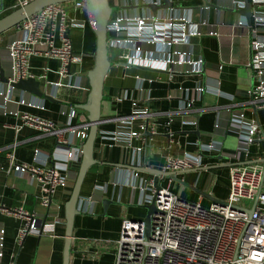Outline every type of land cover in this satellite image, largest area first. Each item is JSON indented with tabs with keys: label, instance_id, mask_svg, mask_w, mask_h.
<instances>
[{
	"label": "built area",
	"instance_id": "1",
	"mask_svg": "<svg viewBox=\"0 0 264 264\" xmlns=\"http://www.w3.org/2000/svg\"><path fill=\"white\" fill-rule=\"evenodd\" d=\"M29 1L26 0L20 6ZM207 1L221 7L220 11H240L246 7V1L251 5V24L241 14L242 18L232 25V29L247 26L251 35V56L246 64L250 72L246 100L234 103L235 95L217 89L213 94L214 99L210 101L216 121L214 129L208 132L211 136L209 142H197L198 151L169 155L162 171L201 169L204 166V154L220 155L229 164V195L223 201L203 206L201 202L185 200L180 194L173 192L170 184L174 178L171 176L168 186L162 185L160 180L161 188L158 190L154 175L147 176L143 171L116 167L122 173L111 177L109 181L96 184L92 194L80 197V213L95 214L97 203L103 202L110 185L119 188L118 201L122 199V190L132 187L139 192V205L155 202L157 210L152 214L149 236L144 219H123L119 238L115 242L114 264H264V129L257 115L247 117L244 113L251 106L254 111L264 112V0ZM109 2L115 7H126L160 5L164 0ZM63 4L49 5L42 12L28 17L16 26L19 30L26 31V38L0 46V74L3 70L8 79L7 82L0 81V114L6 115L8 103L17 101V98L20 104L42 107L41 98L13 85L21 79L34 77L30 69L33 57L60 61L59 74L67 77L69 84L75 81L80 85L81 76H74L69 65L81 62L83 55L74 52L69 32L72 27H85L86 21L70 18ZM77 6L82 7L80 0ZM200 9L205 12L203 20L198 22L193 7L160 10L156 17L146 8H141L142 13H146L143 15H139L137 9L133 8L116 11L108 23V42L115 51L113 67H123L125 74H120L122 78L131 67H154L165 71L169 82H173L179 71L193 75L191 87L173 88L168 94L169 99L179 100L180 109L191 110L196 102L205 100L207 92L197 77L206 66L192 52L191 39L204 34L221 36L214 26L204 31L203 27L209 23L208 10L211 8L204 6ZM58 24L61 37L59 45L56 44ZM225 67V63L217 65L220 77L225 73ZM133 79L134 85L123 88L115 97L117 103L130 105L129 114L117 117L115 128L100 131L99 136L109 142L111 147L120 148V164L146 167L151 145L157 134L156 128L150 125L152 113L147 105L152 98V86L160 77L136 74ZM221 98L230 100L235 108L220 106ZM76 111L63 106L60 112L67 116L64 122H56L28 111L16 113V118L21 120V124L16 125L17 130L28 126L56 138L52 153L53 166L19 163L16 158L18 142L14 141L6 147L9 163L7 171L21 177L29 174L30 182L40 186L41 204L49 210L53 208V196L57 189L70 186L69 163L78 160L89 133L87 120L80 125H73ZM207 112L208 110L201 111L200 114ZM222 119H225L224 122ZM174 120L172 113H169L165 124L168 130ZM182 123L198 124L195 117L183 120ZM168 132L172 135L171 130ZM228 133L236 134L239 139L236 150L224 147L223 139ZM253 154H257L255 158H251ZM243 201L254 203L249 207L242 204ZM254 204V211L250 213ZM0 210L7 216L23 220L16 236V241L21 246L30 234L55 232L59 219L57 214L52 222L46 221L51 216L50 213H31L23 206L9 207L1 200ZM4 248L5 228L0 223V264H16L15 254H11L9 260L4 262Z\"/></svg>",
	"mask_w": 264,
	"mask_h": 264
},
{
	"label": "crops",
	"instance_id": "2",
	"mask_svg": "<svg viewBox=\"0 0 264 264\" xmlns=\"http://www.w3.org/2000/svg\"><path fill=\"white\" fill-rule=\"evenodd\" d=\"M25 1L0 0V18L15 10ZM213 1L216 3V0ZM77 2L79 0H73L64 3L63 6L68 10L70 18L86 21L85 27H72L69 32L74 52L83 55L82 61L73 63L70 70L74 76H81L80 85L75 81L69 84L68 78L59 74L60 61L33 57L30 63L31 72L40 82L41 91L50 98L36 95L42 99V107L40 108L20 104L19 98H17V101L8 103L6 115L0 114V200L9 207L23 206L31 213H50L51 216L46 221L52 222L51 220L57 214L59 215L55 232L41 235L30 234L21 246L17 243L16 236L23 220L7 216L0 210V223L5 228L4 251L6 255L4 262L9 260L11 254H15L16 264H63V249L67 230L65 205L70 198L77 172L70 168V186L57 189L53 196V208L49 210L41 204L40 186L30 182L29 174L21 177L7 171L9 163L6 147L17 141L16 158L19 163L51 167L54 164L52 153L56 146V138L28 126L17 130L16 125L21 124V120L16 118L17 111H28L56 122H64L67 120V116L63 115L60 109L67 106L77 110L76 116L73 118V125H80L85 120L88 121L87 112L76 105L86 102L90 90L87 74L94 61L96 34L90 25L87 11L77 6ZM194 9L196 21H202L205 10L200 9V7ZM144 13L145 11L140 15ZM241 18L242 15L239 11L230 9L220 11V9L211 8L208 10V26H204L203 29L206 32L208 28L214 26L218 28L221 36L204 34L191 39L192 52L200 63L206 66L203 70L204 74L200 72L197 77L207 91L205 100L196 102L191 110L180 109L179 100L169 99L168 94L173 88L183 86L188 89L191 87L193 75L179 71L173 82H169L165 71L154 67H131L126 71L125 77L122 78L120 74H125L123 67L119 69L112 67L111 73L106 78L104 90L110 100L104 103L103 122L100 125V131L113 130L116 126L115 119L129 114L130 105L117 103L115 97L123 88L134 85L133 75L160 77L152 86V98L147 105L152 113L150 125L156 128L157 134L151 145L150 157L146 162V167L162 170L169 155L181 154L185 151H198L197 142H209L211 136L208 135V132L214 129L216 115L211 110L210 101L214 99L213 94L217 89L235 95L236 102L234 103L246 100L247 88L239 86L241 83L248 86V79L250 78L246 64L251 56L249 48L251 35L247 26H236L235 29H232V25H235ZM26 36V31L13 27L0 36V46L4 47L14 41L25 39ZM60 43V25L58 24L56 44L59 45ZM221 63L226 65V71L222 77L217 72V65ZM44 75L46 77H43ZM234 103L226 98L219 99V104L222 107L235 108ZM205 110L208 112L200 114L201 111ZM169 113H172L175 120L168 130L165 124ZM244 113L247 117L257 115L264 129V112L262 110L254 111L251 106L246 108ZM193 117L196 118L198 124L182 123L183 120H191ZM222 120L224 122L225 119ZM170 130L172 135L168 132ZM229 135L236 136L234 133H228L224 139ZM256 155L253 154L251 158H255ZM94 156L98 162L89 170L82 187L81 196L92 194L96 184L109 181L111 177L122 173L115 166L119 163L120 148L111 147L109 142L100 136L96 141ZM218 156L220 155L204 154V166L201 167L203 169L177 170L176 175H174L177 179L174 178L170 184L171 190L180 194L185 200L201 202L203 206H209L216 200L223 201L226 199L229 195V167L220 166L228 164V162L219 159ZM221 168L228 169L224 172L219 170ZM214 170H219V173H216L213 181ZM150 174L146 172L147 176ZM160 180L162 185H169V177L163 176ZM14 184L16 187H13ZM197 190L208 193V196ZM118 194L119 188H113L110 185L104 198L111 199L112 203L105 208L103 202H98L95 214L80 213L76 216L70 264H114L115 242L119 238L123 219H142L147 213L146 208L138 204L139 192L136 188L125 187L122 190L121 201L117 200Z\"/></svg>",
	"mask_w": 264,
	"mask_h": 264
},
{
	"label": "water",
	"instance_id": "3",
	"mask_svg": "<svg viewBox=\"0 0 264 264\" xmlns=\"http://www.w3.org/2000/svg\"><path fill=\"white\" fill-rule=\"evenodd\" d=\"M3 1V0H1ZM73 0H30L25 5L17 7L15 10L6 14L0 18V36L7 32L8 30L16 27L21 22L26 20L28 17L34 14L40 13L49 5L67 3ZM82 8H84L88 13V19L93 31L96 34V50L94 53V65L88 71L87 77L89 80L90 90L87 96V100L83 104H77L76 106L82 108L87 112L89 133L83 144L82 152L79 155L77 161L69 163V167L77 172L75 183L70 195L69 200L66 202V238L63 249V264H70L71 254H72V238L73 230L75 225V218L80 211L78 210V202L82 194V187L89 170L98 162L95 158V146L98 134L100 132V125L103 122L102 113L104 108V102L110 100V97L105 93V83L106 78L110 73L111 67L113 65L110 59V46L108 42V23L114 13L118 10H129L146 8L153 12L154 17L158 15L160 10L182 8V7H204L208 6L210 8L221 9L218 5L208 2L207 0H184V1H171L164 0L160 5L156 4H145V5H135L126 7H115L112 6L109 0H80ZM222 10V9H221ZM241 14L246 16L248 23L251 24V5L246 1V7L239 11ZM71 70V65H69ZM204 74V73H203ZM0 81L7 82L8 79L4 76V71L1 70ZM16 88L29 91L39 97L50 98L48 95L44 94L40 89V82L36 78L21 79L17 83L13 84ZM222 159L221 156H218ZM118 168L123 169H134L138 171H143L151 173L154 175L155 187L159 190L161 188L160 176L173 177L177 179L176 172H164L159 169H154L152 167H133L130 165L117 163L115 165ZM222 167H228L229 164H222ZM211 168V167H207ZM203 169V168H201ZM202 194L208 196V193L197 190ZM219 201V200H216ZM111 199H104L103 204L105 208L108 204L112 203ZM257 202V200H256ZM255 202V204H256ZM254 207L250 210L253 213ZM147 210L144 221L146 222L147 235L151 232V221L152 214L157 210L155 202L151 204L144 205Z\"/></svg>",
	"mask_w": 264,
	"mask_h": 264
},
{
	"label": "rangeland",
	"instance_id": "4",
	"mask_svg": "<svg viewBox=\"0 0 264 264\" xmlns=\"http://www.w3.org/2000/svg\"><path fill=\"white\" fill-rule=\"evenodd\" d=\"M68 3V2H67ZM96 50V49H95ZM114 58H115V53L114 52H112V54H111V56H110V59L111 60H114ZM243 86L245 87V88H247L248 89V86H246V85H244V84H240V86L239 87H241V88H243ZM223 140H225V144H224V147L226 148V149H229V150H236V148H237V145H238V142H239V139H238V137L237 136H228L226 139H223ZM228 168H221V169H219V170H222V171H226ZM219 170H214V172H213V174H214V176H213V181H214V178H215V175H216V173H219ZM253 201H243L242 202V204H244V205H247V206H249V207H251L252 205H253ZM146 216V215H145ZM145 216H143L142 217V219H144L145 218ZM138 220H140V219H138Z\"/></svg>",
	"mask_w": 264,
	"mask_h": 264
},
{
	"label": "flooded vegetation",
	"instance_id": "5",
	"mask_svg": "<svg viewBox=\"0 0 264 264\" xmlns=\"http://www.w3.org/2000/svg\"><path fill=\"white\" fill-rule=\"evenodd\" d=\"M141 11H142L141 9H137V12H138L139 15L142 14ZM112 52H114V50H113V48L110 47V56H111ZM112 62H114V60H112ZM112 67H113V65H112ZM112 67H111V69H112ZM111 71L112 70H110V73H111Z\"/></svg>",
	"mask_w": 264,
	"mask_h": 264
},
{
	"label": "trees",
	"instance_id": "6",
	"mask_svg": "<svg viewBox=\"0 0 264 264\" xmlns=\"http://www.w3.org/2000/svg\"><path fill=\"white\" fill-rule=\"evenodd\" d=\"M96 41V40H95ZM95 49H96V42H95V47H94V51H95ZM93 65H94V61L92 62V65H91V68L93 67ZM99 138V134H98V137H97V139Z\"/></svg>",
	"mask_w": 264,
	"mask_h": 264
}]
</instances>
